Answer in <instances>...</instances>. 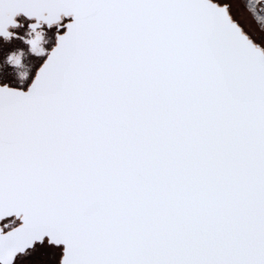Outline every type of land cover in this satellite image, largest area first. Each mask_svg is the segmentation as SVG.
Masks as SVG:
<instances>
[{
    "label": "snow or ice",
    "instance_id": "obj_1",
    "mask_svg": "<svg viewBox=\"0 0 264 264\" xmlns=\"http://www.w3.org/2000/svg\"><path fill=\"white\" fill-rule=\"evenodd\" d=\"M0 264H264V0H0Z\"/></svg>",
    "mask_w": 264,
    "mask_h": 264
}]
</instances>
